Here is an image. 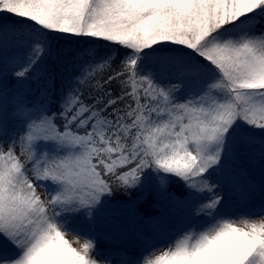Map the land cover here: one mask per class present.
Listing matches in <instances>:
<instances>
[{
    "label": "snow or ice",
    "instance_id": "6c2138e0",
    "mask_svg": "<svg viewBox=\"0 0 264 264\" xmlns=\"http://www.w3.org/2000/svg\"><path fill=\"white\" fill-rule=\"evenodd\" d=\"M0 264H264V0H0Z\"/></svg>",
    "mask_w": 264,
    "mask_h": 264
},
{
    "label": "rangeland",
    "instance_id": "374dc122",
    "mask_svg": "<svg viewBox=\"0 0 264 264\" xmlns=\"http://www.w3.org/2000/svg\"><path fill=\"white\" fill-rule=\"evenodd\" d=\"M67 238H68L69 240H73V239H76L77 237L74 236L72 233H69ZM167 247H168L167 244H165L164 242H160V243L157 245L158 251H156L155 254H156V255H159L160 252L166 250Z\"/></svg>",
    "mask_w": 264,
    "mask_h": 264
},
{
    "label": "trees",
    "instance_id": "16d2710c",
    "mask_svg": "<svg viewBox=\"0 0 264 264\" xmlns=\"http://www.w3.org/2000/svg\"><path fill=\"white\" fill-rule=\"evenodd\" d=\"M152 209L150 207H148V205H144L142 208H141V211H144V212H150Z\"/></svg>",
    "mask_w": 264,
    "mask_h": 264
}]
</instances>
